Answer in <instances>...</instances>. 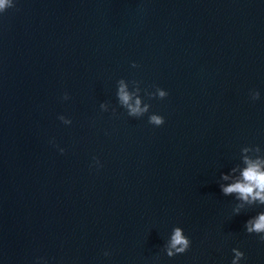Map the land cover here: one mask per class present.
I'll list each match as a JSON object with an SVG mask.
<instances>
[{"label": "water", "instance_id": "obj_1", "mask_svg": "<svg viewBox=\"0 0 264 264\" xmlns=\"http://www.w3.org/2000/svg\"><path fill=\"white\" fill-rule=\"evenodd\" d=\"M13 3L0 13V264H231L233 248L264 264L244 227L264 207L235 215L220 189L242 147L264 151V0ZM119 79L140 82L148 113L128 116ZM156 87L167 97L145 95ZM177 226L191 247L169 258Z\"/></svg>", "mask_w": 264, "mask_h": 264}, {"label": "clouds", "instance_id": "obj_2", "mask_svg": "<svg viewBox=\"0 0 264 264\" xmlns=\"http://www.w3.org/2000/svg\"><path fill=\"white\" fill-rule=\"evenodd\" d=\"M13 0H0V13L5 12L8 8L14 7ZM132 67H138L133 62ZM132 92L127 88L129 86L124 79L117 81V100L119 105L127 111L128 116L140 118L150 110V104L144 103L141 97V87L139 81H131ZM150 99L158 98L164 99L168 93L156 87L155 92L145 91ZM135 97V103L130 101ZM69 97L64 95L63 99L67 100ZM250 98L255 101L260 99V92L257 90L250 91ZM143 102V106H141ZM100 108L103 111H108L109 104L101 103ZM115 113V109H113ZM59 119L66 125L71 124L72 121L64 116ZM148 123L154 126H162L165 123L163 116L158 114H151L148 117ZM63 153L64 149H60ZM95 160V158H94ZM241 163L232 167L228 173H221L220 179L224 183H220V189L224 196H232L238 203L233 208V213L239 215L246 207H264V151L260 146H245L240 150ZM99 164V161L96 160ZM245 230L247 234H255L259 240L264 243V211L258 212L255 216L250 217L245 223ZM191 247V240L184 234V230L177 226L172 229L171 235L164 245L163 251L169 258L176 255L186 253ZM233 259L231 264H240V261L245 258L244 252L238 248L232 249ZM105 256L109 255L106 251Z\"/></svg>", "mask_w": 264, "mask_h": 264}]
</instances>
